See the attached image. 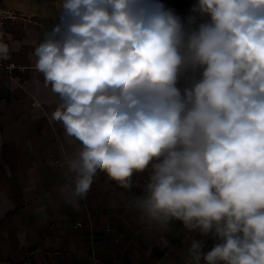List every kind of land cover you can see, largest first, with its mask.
<instances>
[{
  "label": "clouds",
  "instance_id": "obj_1",
  "mask_svg": "<svg viewBox=\"0 0 264 264\" xmlns=\"http://www.w3.org/2000/svg\"><path fill=\"white\" fill-rule=\"evenodd\" d=\"M192 11L209 20L186 28L161 0H64L33 54L61 98L53 119L82 144L66 160L69 202L98 172L130 189L151 165L135 206L149 222L211 234L206 253L192 240L195 264H264V0ZM198 67L182 93L178 77Z\"/></svg>",
  "mask_w": 264,
  "mask_h": 264
},
{
  "label": "crops",
  "instance_id": "obj_2",
  "mask_svg": "<svg viewBox=\"0 0 264 264\" xmlns=\"http://www.w3.org/2000/svg\"><path fill=\"white\" fill-rule=\"evenodd\" d=\"M50 28L15 25L5 33L10 58L25 68L0 72V264H166L199 230L142 216L134 199L143 195L151 165L133 172L130 189L98 172L86 198L69 202L74 174L60 161L82 144L53 119L61 98L33 54ZM202 71L182 72L176 86L183 93Z\"/></svg>",
  "mask_w": 264,
  "mask_h": 264
},
{
  "label": "rangeland",
  "instance_id": "obj_3",
  "mask_svg": "<svg viewBox=\"0 0 264 264\" xmlns=\"http://www.w3.org/2000/svg\"><path fill=\"white\" fill-rule=\"evenodd\" d=\"M4 4L21 12H27L32 14L41 24L46 26H52L58 19L62 12V4L64 0H1ZM166 8L172 9L176 15L181 18V21L185 24L186 28H196L199 23L207 22L209 20L208 15H200L192 11L193 6L198 3V0H161ZM190 16H196V24L189 25L188 18ZM194 240H198L202 243L201 251L206 253L217 242L214 237L209 235H201L200 232H196ZM191 247V241H181L180 247L176 252H172L169 255L168 263L166 264H195L192 260L189 249ZM170 262V263H169ZM199 264H206L201 258Z\"/></svg>",
  "mask_w": 264,
  "mask_h": 264
},
{
  "label": "built area",
  "instance_id": "obj_4",
  "mask_svg": "<svg viewBox=\"0 0 264 264\" xmlns=\"http://www.w3.org/2000/svg\"><path fill=\"white\" fill-rule=\"evenodd\" d=\"M15 25L21 26L25 31L32 26H43L32 14L18 11L0 0V32L5 34L10 27ZM3 42L6 43L5 38ZM24 68V65L18 64L11 58L0 59V72L14 75L17 70H24ZM60 163L64 165L66 161H60Z\"/></svg>",
  "mask_w": 264,
  "mask_h": 264
}]
</instances>
